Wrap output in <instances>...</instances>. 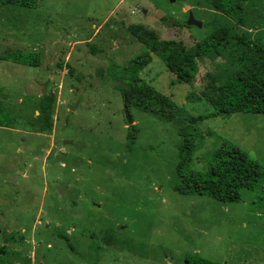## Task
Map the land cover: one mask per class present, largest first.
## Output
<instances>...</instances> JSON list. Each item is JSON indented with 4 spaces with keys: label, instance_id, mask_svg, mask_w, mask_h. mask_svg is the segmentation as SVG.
Listing matches in <instances>:
<instances>
[{
    "label": "rangeland",
    "instance_id": "rangeland-1",
    "mask_svg": "<svg viewBox=\"0 0 264 264\" xmlns=\"http://www.w3.org/2000/svg\"><path fill=\"white\" fill-rule=\"evenodd\" d=\"M188 10L200 28L185 25ZM244 10L234 32L264 41V0ZM228 25L202 0L0 5V264H264V182L235 203L175 191L178 165L225 177L223 140L264 166V114L191 122L213 112L229 53L199 62L188 83L154 54L134 62L132 27L193 47ZM124 105L138 129L130 151Z\"/></svg>",
    "mask_w": 264,
    "mask_h": 264
},
{
    "label": "trees",
    "instance_id": "trees-1",
    "mask_svg": "<svg viewBox=\"0 0 264 264\" xmlns=\"http://www.w3.org/2000/svg\"><path fill=\"white\" fill-rule=\"evenodd\" d=\"M39 0H0V5L8 4L25 9L35 8ZM218 13L230 20L231 25L206 36L193 47L180 42L160 40L155 32L142 26L132 27L131 34L140 42L143 50L134 60L139 68L151 62V54L158 56L178 82L188 83L198 70L199 62L205 59L224 58L229 53V65L217 66L213 75L219 86V96L212 103L213 112L203 117H194L192 123H199L208 117L219 114L236 113L264 114V41L251 40L247 36L234 32L235 26H242L245 19L244 2L246 0H202ZM8 60L36 66L38 56L32 53L14 52ZM129 81L132 90L138 80ZM126 97V95H125ZM0 127H10V122L0 115ZM138 136V129L128 126L126 145L132 150ZM214 153L226 161L225 177L213 172L190 169L182 165L176 167L178 184L175 191L182 196L205 195L223 203H235L241 200V190H254L257 184L264 182V166L253 161L240 148L223 140L214 149ZM189 258L186 264H216L201 257Z\"/></svg>",
    "mask_w": 264,
    "mask_h": 264
},
{
    "label": "water",
    "instance_id": "water-1",
    "mask_svg": "<svg viewBox=\"0 0 264 264\" xmlns=\"http://www.w3.org/2000/svg\"><path fill=\"white\" fill-rule=\"evenodd\" d=\"M169 1L173 3V2H175L176 0H169ZM185 7L188 9V6H187V5H185ZM185 25H186L187 27L194 26V27L200 28V27L202 26V22L196 20V19L194 18V16H193V13H192L190 10H188V18H187V20H186ZM123 111H124V119H125L127 125H128V126L133 125V124H132L133 121H132L131 114H130V112H129V110H128V108H127L126 105H124V109H123Z\"/></svg>",
    "mask_w": 264,
    "mask_h": 264
},
{
    "label": "flooded vegetation",
    "instance_id": "flooded-vegetation-1",
    "mask_svg": "<svg viewBox=\"0 0 264 264\" xmlns=\"http://www.w3.org/2000/svg\"><path fill=\"white\" fill-rule=\"evenodd\" d=\"M187 14H188V12H187Z\"/></svg>",
    "mask_w": 264,
    "mask_h": 264
}]
</instances>
